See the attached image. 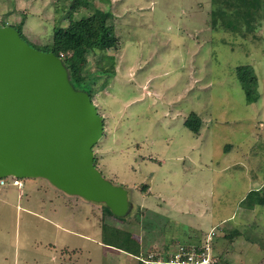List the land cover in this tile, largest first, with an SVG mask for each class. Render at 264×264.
<instances>
[{"label":"rangeland","instance_id":"obj_1","mask_svg":"<svg viewBox=\"0 0 264 264\" xmlns=\"http://www.w3.org/2000/svg\"><path fill=\"white\" fill-rule=\"evenodd\" d=\"M71 1L0 0V24L23 20L25 40L42 50L54 27L68 23ZM91 3L73 18L109 7L119 38L114 49L82 61L84 87L93 90L104 118L95 165L113 183L134 186L145 202L124 225L100 209L98 218L87 205L43 203L34 195L37 210L57 222L50 225L31 215L25 201L17 208V201L0 199L8 213L0 212V253L20 258L15 264H145L184 246L205 247L209 264H264V206L250 208L245 199L258 183L264 192V18L241 34L212 25V0ZM246 64L260 93L251 104L235 73ZM192 112L201 118L199 133L184 124ZM21 180L25 192L36 187V179ZM105 219L151 251L141 261L103 244ZM235 229L240 233L230 239Z\"/></svg>","mask_w":264,"mask_h":264},{"label":"water","instance_id":"obj_2","mask_svg":"<svg viewBox=\"0 0 264 264\" xmlns=\"http://www.w3.org/2000/svg\"><path fill=\"white\" fill-rule=\"evenodd\" d=\"M103 134L89 89L73 82L64 59L0 24V179H39L125 225L145 199L95 165L93 148Z\"/></svg>","mask_w":264,"mask_h":264},{"label":"trees","instance_id":"obj_3","mask_svg":"<svg viewBox=\"0 0 264 264\" xmlns=\"http://www.w3.org/2000/svg\"><path fill=\"white\" fill-rule=\"evenodd\" d=\"M91 2L92 0H72L68 23L65 26L57 24L54 27L52 42L47 44L45 49H42L43 51H53L56 55L61 56L70 68L73 82L81 86H84L88 77L82 66V61L86 56L91 52L104 53L106 50L114 49L119 41L118 36L108 23V20L112 17L109 7L99 6L88 16L78 19L73 18L74 13L80 11L81 8L89 7L93 4ZM212 5V25L214 27L222 25L232 32L244 34V31H252L264 18V0H212ZM2 21L3 19L0 22ZM23 25L24 21L22 20L12 26L16 27L24 38L21 30ZM109 70H112V68L105 69V72H109ZM235 73L244 90L246 102L248 104L256 102L260 97V93L253 67L247 64L239 65L236 67ZM90 97L91 99L94 97L93 90L90 92ZM184 124L194 133H199L201 118L192 112ZM142 186L144 193L151 194L148 184ZM262 190V187L253 189L247 194L245 199H248L247 203H249L247 205L250 208L256 205L264 206V192ZM239 233L235 229L234 235L230 236V239ZM101 242L111 248H116L118 251L137 257L139 260L151 251L146 250L147 247L143 248L140 240L135 238L131 232L108 223L106 219L101 227ZM165 258H168V256Z\"/></svg>","mask_w":264,"mask_h":264},{"label":"crops","instance_id":"obj_4","mask_svg":"<svg viewBox=\"0 0 264 264\" xmlns=\"http://www.w3.org/2000/svg\"><path fill=\"white\" fill-rule=\"evenodd\" d=\"M33 181L36 183V187H33L34 184H29L30 186L27 192L22 190V188L24 187V182H22L21 186H15L9 180H7L5 184H1V181H0V199L4 201V203H9V202L13 203L17 201V208L19 207V203H21L22 201H25L26 209H28L31 215H34L35 217L41 219L42 221L47 222L50 225L57 223V222L54 221L52 217H49L45 213H43V211L37 210V205H35L37 200L34 201V198H33L34 195H37V194L40 195L38 199L43 203H44V200H48L51 203H53V201L56 200L66 205L71 201L80 203L82 205H87V204L79 202L77 199H70V198L64 197L58 192L50 190V188L45 186L41 181H38V180L37 181L33 180ZM258 185L259 186L255 187V189L261 188L262 185H260L259 183ZM150 189L151 188H149V190ZM87 206H89L91 209H94V210L97 209L96 210L98 214L97 217L99 218V208H96L95 206H91V205H87ZM51 208L48 209L49 210L48 213L51 216H53L55 212V208L54 207H51ZM0 212H3L8 215V213L5 211L0 210ZM0 215H2V213H0ZM97 222L99 224V219ZM28 225H31V224H28ZM0 244H1L0 245V251H1V248L4 249L5 244L4 243H0ZM17 260L19 262L20 258L17 259L14 256V258L12 259V256L5 255V253H0V264H7V263H10L11 261H13V263L15 264ZM61 263L63 264V262Z\"/></svg>","mask_w":264,"mask_h":264},{"label":"built area","instance_id":"obj_5","mask_svg":"<svg viewBox=\"0 0 264 264\" xmlns=\"http://www.w3.org/2000/svg\"><path fill=\"white\" fill-rule=\"evenodd\" d=\"M9 180L15 186H21L22 180L19 178H2L0 179L1 184H5ZM172 256V257H171ZM170 258L163 259L159 256L158 258H142L145 264H209L212 263V259L209 257L205 247L201 248L200 251L196 249L187 250L184 246H181L171 254Z\"/></svg>","mask_w":264,"mask_h":264},{"label":"flooded vegetation","instance_id":"obj_6","mask_svg":"<svg viewBox=\"0 0 264 264\" xmlns=\"http://www.w3.org/2000/svg\"><path fill=\"white\" fill-rule=\"evenodd\" d=\"M143 219H146V217L144 218L143 216H141V219H140V224H144V220Z\"/></svg>","mask_w":264,"mask_h":264}]
</instances>
